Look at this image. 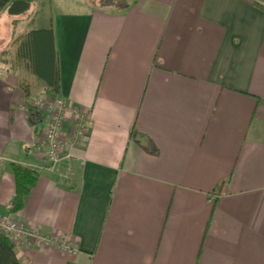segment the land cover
Instances as JSON below:
<instances>
[{
  "label": "crops",
  "instance_id": "crops-1",
  "mask_svg": "<svg viewBox=\"0 0 264 264\" xmlns=\"http://www.w3.org/2000/svg\"><path fill=\"white\" fill-rule=\"evenodd\" d=\"M66 4L24 18L52 28L57 93L6 62L23 32L0 49V217L75 247L13 242L20 264H264V0ZM22 75L67 104L65 177ZM11 163L38 172L17 212Z\"/></svg>",
  "mask_w": 264,
  "mask_h": 264
},
{
  "label": "trees",
  "instance_id": "trees-1",
  "mask_svg": "<svg viewBox=\"0 0 264 264\" xmlns=\"http://www.w3.org/2000/svg\"><path fill=\"white\" fill-rule=\"evenodd\" d=\"M131 0H109L111 4L127 3ZM31 0H0V13L5 11L12 18V25L30 16ZM11 55L6 60L14 71L26 72L42 81L53 92H58L56 52L52 28H36L14 37L8 45ZM6 54V49L1 51ZM26 95L30 94V83L20 80ZM33 109H30L32 111ZM14 178L15 193L11 202V211L22 209L24 198L38 181V172L18 163L10 164ZM218 192L220 188L218 187ZM0 264H20L11 240L0 234Z\"/></svg>",
  "mask_w": 264,
  "mask_h": 264
},
{
  "label": "built area",
  "instance_id": "built-area-1",
  "mask_svg": "<svg viewBox=\"0 0 264 264\" xmlns=\"http://www.w3.org/2000/svg\"><path fill=\"white\" fill-rule=\"evenodd\" d=\"M23 108L25 110L39 109L46 114V126L44 132L40 136L37 147L44 152V159L47 163L46 169L58 173L62 177L67 176L71 173V165L68 159L63 163L61 157V150L67 142L61 135L62 125L68 110L65 100L60 96L46 99L43 96H29L28 94L25 96ZM72 114L73 125L70 141L79 143L84 138L86 132V116L76 110H74ZM8 209H11V204L8 205ZM0 234L7 236L12 243L17 241L32 242L37 240L63 250H75L72 244L62 239L41 235L34 229L24 227L15 221L3 217H0Z\"/></svg>",
  "mask_w": 264,
  "mask_h": 264
},
{
  "label": "rangeland",
  "instance_id": "rangeland-1",
  "mask_svg": "<svg viewBox=\"0 0 264 264\" xmlns=\"http://www.w3.org/2000/svg\"><path fill=\"white\" fill-rule=\"evenodd\" d=\"M51 1L53 3V6L54 5L65 6V5H67L66 3H68V2L72 3V4H80L81 5L82 2H85L92 7H102V8H107V9L109 7L116 6V5L120 4V3L111 4L109 2V0H45L44 5L39 6L36 3L32 4V9L37 14V17L35 18L36 24H39L41 22L42 18H45L49 15V13H50L49 4ZM26 23H27V21L22 20V22H18V24L14 25V27L12 28L11 23H10V17L6 14L5 11L1 12L0 13V49H3L6 47L7 43L9 42V40L11 38L12 32L16 31V33H18V32H23L24 30H26L25 29ZM7 48H6V51H7V53H9V50ZM8 55L10 56L11 52ZM26 77H27L26 75H22L23 79H25ZM27 80H26V82L30 83V87L34 88L32 96L38 97V96L43 94L42 90L40 89V84L38 82L32 80L31 78H28ZM42 96H44V95H42ZM42 153L44 155V152H42Z\"/></svg>",
  "mask_w": 264,
  "mask_h": 264
}]
</instances>
